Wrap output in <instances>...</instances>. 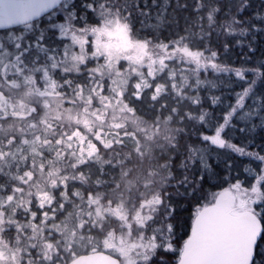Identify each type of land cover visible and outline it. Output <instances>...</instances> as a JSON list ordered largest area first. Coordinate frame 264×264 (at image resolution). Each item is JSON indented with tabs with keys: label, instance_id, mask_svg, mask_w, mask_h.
I'll list each match as a JSON object with an SVG mask.
<instances>
[{
	"label": "snow or ice",
	"instance_id": "snow-or-ice-1",
	"mask_svg": "<svg viewBox=\"0 0 264 264\" xmlns=\"http://www.w3.org/2000/svg\"><path fill=\"white\" fill-rule=\"evenodd\" d=\"M0 264H264V0H0Z\"/></svg>",
	"mask_w": 264,
	"mask_h": 264
},
{
	"label": "trees",
	"instance_id": "trees-1",
	"mask_svg": "<svg viewBox=\"0 0 264 264\" xmlns=\"http://www.w3.org/2000/svg\"><path fill=\"white\" fill-rule=\"evenodd\" d=\"M213 191H215V189H213Z\"/></svg>",
	"mask_w": 264,
	"mask_h": 264
}]
</instances>
